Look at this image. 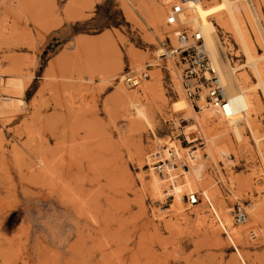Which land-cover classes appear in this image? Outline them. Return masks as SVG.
Returning a JSON list of instances; mask_svg holds the SVG:
<instances>
[{
    "label": "rangeland",
    "instance_id": "1",
    "mask_svg": "<svg viewBox=\"0 0 264 264\" xmlns=\"http://www.w3.org/2000/svg\"><path fill=\"white\" fill-rule=\"evenodd\" d=\"M17 1L0 0V80L27 82L24 110L0 114V264H264V94L256 88L260 107L249 112L254 134L245 125L241 140L225 134L213 154L198 131L189 134L196 140L187 141L186 126L193 117L173 109L181 96L186 98L180 68L175 57L159 56L160 49L170 50L176 43L177 27L165 23L173 1L184 6L199 2L206 12L219 0ZM254 2L264 20L260 0ZM158 5L164 17L155 26L150 13ZM211 15L204 18L214 22ZM216 33L224 46L231 44L230 62L242 63L230 34L217 25ZM250 37L262 53L254 33ZM130 53L139 56L138 67ZM95 61L100 67L90 68ZM109 65L116 69L114 79L105 76L107 69L105 74L100 70ZM132 71L149 77L129 88L120 75ZM154 82L157 88L137 102L143 115L116 97L118 86L132 93ZM4 92L0 87V98L10 95ZM56 96L64 105L69 101L57 113L52 109ZM47 100L51 102L44 108ZM164 147L188 163L185 170L178 165L167 173L184 181L180 203L173 187L166 190L171 196L151 188L156 175L151 154ZM192 151L204 165L209 197L200 186H186ZM190 191L202 197L187 210L185 194ZM237 204L247 213L243 223L233 218ZM254 206L262 210L261 217L252 213ZM178 208L183 214H176ZM224 214L244 235V246L226 230Z\"/></svg>",
    "mask_w": 264,
    "mask_h": 264
},
{
    "label": "bare ground",
    "instance_id": "2",
    "mask_svg": "<svg viewBox=\"0 0 264 264\" xmlns=\"http://www.w3.org/2000/svg\"><path fill=\"white\" fill-rule=\"evenodd\" d=\"M239 1L240 0H219V4L214 3V4H211L210 6H208V8L205 9L206 12H204V10H202V8L199 6V2H194L191 5L184 6L182 1H173V2H180L182 5L183 12L180 15V19L183 21L184 25H188V27L195 29L203 37V42H204L205 49H206L207 54H208V58L210 61L211 68L218 74L219 78L221 79V82L224 85L225 93L230 99L229 108L226 110V112H223V113H220L217 110H214L212 107L208 106L205 103V101L203 100V98L200 100V103H201V105H200L201 106V110H200L201 113L200 114L196 113V111L193 109L190 102L186 98H184L183 96H181L179 101L174 103V108H173L174 111H176V112L184 111L185 112V118H187V119L193 117V123L191 125H189V127L186 126V128H188L185 131L187 141L191 143L194 140H196V138L190 137L189 134L194 132V131H198L200 134L204 135L205 139L207 140V142L209 144V150L213 154L215 153V150H217V148H219V146H220L218 143V139L225 134L233 133L237 140H241L243 130H244V125L247 126L249 129H251V133L254 134L253 125L251 123V119H250L251 117L249 115V112L251 109L253 111L254 110L257 111V110H259V107H260L261 101H260V98L258 97V95L256 93V88H260L262 91V94H264V20H262V17H261L262 15H260V10L258 9L254 0H244V3H239ZM16 3H19V2L16 0ZM260 6H261V12H262V14H264V0H260ZM123 8H124L125 14L130 19H132L133 18L132 11L129 10V8H127L126 5ZM207 13L212 14L211 17L214 18V22L209 20V19L207 20L206 18H204V16ZM163 17H164L163 7L160 5L155 6L150 13V19H151L152 23L155 26L156 25L158 26V24L160 22H162ZM216 25H217V27L222 28L225 33L230 34V36L234 40V44L239 46L241 56L243 57L242 63L232 64L230 62L229 55L233 54V49L231 47V44L230 45L227 44L226 46H224V44L220 42L218 35L216 33ZM249 25L251 26V29H252L255 37H256L259 48L262 50V53H258L256 51V47L253 45V43L251 41L250 33H251V35L253 33H252ZM173 26L176 27V24H173L169 27L174 28ZM159 30L160 29L158 28V31ZM176 32H177V29H175V30L173 29V33L175 35H176ZM78 41L80 42L79 38H78ZM80 43L78 44V46L80 48L81 47L84 48L83 47L84 45H82V44L80 45ZM82 43H83V41H82ZM173 46L176 47L177 42L175 44H173ZM82 51H83V49H82ZM159 52H160V55H162V54H167L168 56L171 55V52H169V50H166V49H160ZM77 55H79V54H77ZM69 57L71 58V56H69ZM129 58H132V63H134V65H136L137 67L139 66L140 60H139L138 55L136 56V54L132 53ZM75 62H77V61L75 60ZM87 62L88 61H86V63H84L85 64L84 67L86 66V64L88 65ZM52 63H53V61H52ZM92 63L93 62L90 63L89 67L91 65L92 66L96 65L95 64L96 61L94 62V65ZM50 64H51V62H50ZM54 65L56 66V64H54ZM65 65L67 66V63ZM155 65H157V63ZM49 66H51V65H49ZM64 66H63V68H64ZM73 66H74V64H73ZM104 66H102V67L104 68ZM84 67H82V68L87 69V67H85V68ZM95 67H100V66L98 65ZM14 69H16V68H14ZM106 69H107V72H105L106 73L105 74L104 71ZM72 70H74V69L72 68ZM100 70L103 71L105 76L107 75L106 77H108L110 79L115 78L116 69L113 68L111 65H109V67H107V68L105 67V69L100 68ZM52 71H54V70H52ZM78 71H79V69H78ZM78 71H77V74H78ZM83 71H85V70H83ZM47 72H49V71H47ZM51 72H50V74H51ZM52 73H54V72H52ZM62 73H64V71H62ZM79 73H81V72H79ZM60 74H61V71H60ZM82 74H83V72H82ZM123 75H120V76H123ZM57 76H59V74ZM63 76L66 77L65 75H63ZM120 76H118V77H120ZM155 76H156L155 73H152V78H155ZM106 77H103V80L104 79L106 80ZM252 77L255 79V82L252 81ZM78 79L81 80V82H82L86 78L85 77H80V78L78 77ZM75 81H77V80H75ZM81 82L79 83V85L81 84ZM61 83H62V81H61ZM77 83H78V81H77ZM72 84H74V83L72 82ZM26 86H27V82H24V80H21L19 77H10L6 81L0 80L1 89L10 94L9 96H2L0 98V114L2 116L3 115L15 116L17 114H20L24 110L26 103L23 99V93L25 91ZM157 86L158 85H156V83L154 82L150 86H148L147 89H146V87L142 86V87H140V89L138 91L136 90L135 92H132V93L127 92L124 88L118 86L116 88V91H115L116 97L122 103L123 107L128 108L129 106H132V107L138 109L137 102L140 100L143 93L153 92L157 88ZM59 87H57V88H59ZM71 90H73V88ZM44 91H45V89H44ZM6 92H4V93H6ZM62 92L63 91L58 92V94H60V93L62 94ZM55 98H57V96ZM63 98H66V97L63 96ZM53 99L54 98H52V100ZM49 100H47L45 102L46 106L44 108H46L47 105H49V102H51ZM55 100L56 101H54L53 104L51 103L52 106L54 105L52 107L53 111L63 109V107L65 108V105H67L69 102V101H67V102L63 101L64 103L65 102L67 103L64 105L62 103V101H60V100H62L61 98H60V100L58 98ZM65 111H66V109H65ZM71 111L72 110H70V112ZM138 111H139V114L143 115V111L141 109H138ZM44 112H45V110H44ZM57 112L58 111H56V113ZM254 139H255V143H257V145H258L259 140L256 138V136L254 137ZM228 145L230 147H232V144L230 142H228ZM223 146H224V144H222V148H223ZM182 149L186 150V148H184V147H182ZM165 150H166V152H164ZM170 150H171L170 148L168 149V147H164L163 151H162V153H163L162 157L163 158L168 157ZM173 153H174V151H173ZM195 153H196V151H194V153H193V151H192V153L191 152L189 153V159L191 161H193V164L190 166L191 176L187 178L186 186H192V185L200 186V187H202V191L204 193V196L209 197L208 196L209 190L207 188L208 186L203 182L204 165L201 162L200 163L196 162V159H195L196 154ZM156 154H158V151L152 152L151 156L153 158H155ZM223 154H226V152L224 149H221V155H223ZM175 159H176L175 160L176 166L173 167L171 164L166 162V164L164 165V169H163L162 173L158 174L155 172L156 175L151 177L150 183H151V188L158 194H161L164 191H166L168 188L173 187L175 189V190H172L174 192L175 199L177 202L180 203L181 192L179 190L184 187V181H182V180L179 181L178 180L179 178L177 179V177H174L176 175L172 176L174 178L169 177L168 174H169L170 168L176 170L178 168V165L181 167V162H184L185 165H187L188 163L185 162L184 159H182V158L176 157ZM41 161H42V164L44 166H46V167L48 166L45 160H41ZM151 162H152V160H149L150 164H151ZM147 164H148V162H147ZM261 169H262V171H264V154H262ZM172 184H174V185H172ZM163 194H164V196L167 194L170 195L167 191L164 192ZM185 209H187V210L189 209V208H187V205H185ZM254 210H252V213H254L256 216L254 214H252V215H254L255 217H261L260 215L262 213V210L260 208H258V206H254ZM195 211L197 212V210H195ZM182 212L183 211L180 208H178L176 214H178V215L183 214ZM223 221L229 227V229H226V230L227 231L230 230V232L232 233L231 237L234 240V242L244 246L246 243L245 239H244V235L242 234V232L236 233L235 229L232 227L230 216L227 214H224V220ZM257 221H258V218H257ZM250 231H249V234H250ZM251 233H254V231L252 230ZM255 236L256 235L254 233V237ZM3 259H5V258H3Z\"/></svg>",
    "mask_w": 264,
    "mask_h": 264
},
{
    "label": "built area",
    "instance_id": "3",
    "mask_svg": "<svg viewBox=\"0 0 264 264\" xmlns=\"http://www.w3.org/2000/svg\"><path fill=\"white\" fill-rule=\"evenodd\" d=\"M183 9L180 2H172L165 15V23L167 26L176 24V42L177 46H171L169 52L170 56L176 58V64L180 68L181 86L185 97L191 101L193 108L201 110L199 104L203 98L205 103L217 110L220 113L226 112L230 105V99L225 93V88L218 74L211 68L207 51L203 42L201 34L193 28L184 25L180 19ZM163 58L168 57L167 54L160 55ZM146 67H150L147 64ZM146 72L139 74L133 72H126L122 76L123 83L129 88L138 87L142 80L148 78ZM158 154L155 155V160L152 162V169L156 173H162L164 165L167 163L173 167L176 166L175 154L170 150L168 157L163 158L162 152L157 150ZM163 151V149H162ZM149 167V165H148ZM182 169H186L188 165L181 162ZM167 196H171L168 195ZM202 193L190 191L185 194V205L187 208L198 204L201 201ZM150 206V205H149ZM234 220L238 223H243L247 219V213L239 204L236 205L233 211ZM251 238L254 233H251Z\"/></svg>",
    "mask_w": 264,
    "mask_h": 264
}]
</instances>
